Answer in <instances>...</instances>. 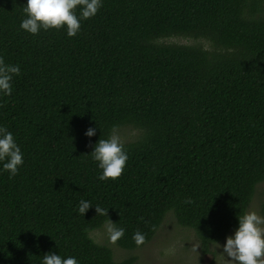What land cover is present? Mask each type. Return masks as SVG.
<instances>
[{
  "label": "trees",
  "instance_id": "1",
  "mask_svg": "<svg viewBox=\"0 0 264 264\" xmlns=\"http://www.w3.org/2000/svg\"><path fill=\"white\" fill-rule=\"evenodd\" d=\"M24 2L0 0V56L21 69L0 124L23 153L16 174L0 170V264L47 251L133 264L90 231L109 218L132 250L133 231L144 245L169 210L210 251L264 181V0H103L74 36L20 29ZM113 125L139 132L121 175L98 180L89 152Z\"/></svg>",
  "mask_w": 264,
  "mask_h": 264
},
{
  "label": "clouds",
  "instance_id": "2",
  "mask_svg": "<svg viewBox=\"0 0 264 264\" xmlns=\"http://www.w3.org/2000/svg\"><path fill=\"white\" fill-rule=\"evenodd\" d=\"M103 0H25L22 6L24 16L20 20L19 28L37 34L40 30L63 27L66 35L74 36L80 30L82 20L97 13ZM78 9V12H77ZM21 69L18 64L5 63L0 56V96H8L12 92L13 75H18ZM106 137L101 136L92 145L89 152L91 159L100 169L98 180L115 179L121 175L128 159V152L115 132ZM96 128L88 126L84 135L92 137ZM23 164V153L14 139L13 133L0 124V170H6L9 175L17 173ZM190 203L191 199L186 198ZM93 205L82 199L78 205V212L84 214L86 209ZM96 213H103L99 205H94ZM238 224L230 235H226L221 251L233 261V264H264V215L255 210H247L237 215ZM109 242L115 243L124 234V227L117 226L108 218L104 225ZM132 240L136 246L145 242V233L135 230ZM39 264H80L72 255L61 256L58 252L47 251L40 256Z\"/></svg>",
  "mask_w": 264,
  "mask_h": 264
},
{
  "label": "rangeland",
  "instance_id": "3",
  "mask_svg": "<svg viewBox=\"0 0 264 264\" xmlns=\"http://www.w3.org/2000/svg\"><path fill=\"white\" fill-rule=\"evenodd\" d=\"M170 41L182 43H199V40L185 36H175L169 38ZM209 46L207 42H203ZM123 143L133 140L138 129L132 125L122 126L115 130ZM264 207V181L256 186V191L247 210H255L263 214ZM107 222V221H106ZM105 222V223H106ZM94 228L90 235L99 243L108 245L113 252L114 258L121 260L130 255H135L133 264H233L229 258L221 251L217 242L222 245L225 238L210 244V251L203 252L199 237L194 229L179 224L175 212L169 210L154 237L144 245L135 249H126L116 242H109L104 225ZM234 229L228 234L230 235Z\"/></svg>",
  "mask_w": 264,
  "mask_h": 264
}]
</instances>
